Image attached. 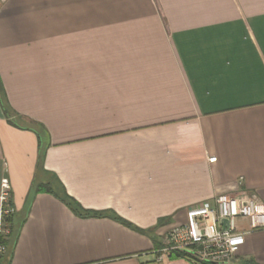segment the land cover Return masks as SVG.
<instances>
[{"label":"crops","instance_id":"1","mask_svg":"<svg viewBox=\"0 0 264 264\" xmlns=\"http://www.w3.org/2000/svg\"><path fill=\"white\" fill-rule=\"evenodd\" d=\"M0 82L16 121L46 130L44 169L102 212L45 192L26 207L37 136L0 104L7 264H190L159 253L188 208L264 203V0H0ZM239 225L224 264H264V228Z\"/></svg>","mask_w":264,"mask_h":264},{"label":"built area","instance_id":"2","mask_svg":"<svg viewBox=\"0 0 264 264\" xmlns=\"http://www.w3.org/2000/svg\"><path fill=\"white\" fill-rule=\"evenodd\" d=\"M14 212L11 185L3 176L0 179V255L6 250L1 240L10 233L8 218ZM239 220L246 221L249 229L264 228V203L254 193L220 192L212 203L188 208L185 222L166 231L160 256L177 250L188 254L190 264L228 263L244 242L246 230L240 227Z\"/></svg>","mask_w":264,"mask_h":264},{"label":"trees","instance_id":"3","mask_svg":"<svg viewBox=\"0 0 264 264\" xmlns=\"http://www.w3.org/2000/svg\"><path fill=\"white\" fill-rule=\"evenodd\" d=\"M0 104L3 107V110L6 113L11 124L15 126L29 128L30 130L34 131V133L37 136L38 158H37V164H36V172L44 175L45 180L36 182L34 179L26 195V207L30 206L34 196L37 193L45 192V193H49L55 196L56 198H58L62 203H64L71 211H73L77 215H80V216L101 215L102 212L83 208L72 196H70L66 192L63 184L61 183L60 179L56 176V174L44 169L43 161L45 157V151L48 146V134L46 130L44 129V127H42L39 124L33 123L29 125H21L16 121V116L14 114V111L8 104V101L5 97L1 82H0ZM15 216H17L16 211L12 215H10V217L8 218L10 222V228H11L10 233L6 237H3L1 240L5 244L6 250L3 254L0 255V264H7L9 261L11 252H12V246L14 242L15 233L18 228L17 220L16 221L14 220ZM123 222L126 224H129L126 221H123ZM161 222L162 220H159L156 226H158ZM169 254L175 257H187L188 258V254L185 253L184 251L172 250L170 251Z\"/></svg>","mask_w":264,"mask_h":264},{"label":"rangeland","instance_id":"4","mask_svg":"<svg viewBox=\"0 0 264 264\" xmlns=\"http://www.w3.org/2000/svg\"><path fill=\"white\" fill-rule=\"evenodd\" d=\"M43 180H45V176L42 175V174H38V175L36 176V178H35V181H36V182H40V181H43ZM33 181H34V180H33Z\"/></svg>","mask_w":264,"mask_h":264}]
</instances>
